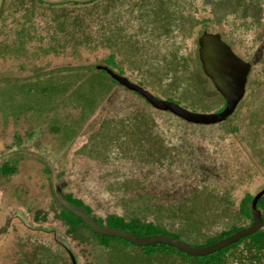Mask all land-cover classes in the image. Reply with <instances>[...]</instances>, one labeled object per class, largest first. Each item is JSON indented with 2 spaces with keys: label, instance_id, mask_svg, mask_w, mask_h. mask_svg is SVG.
Masks as SVG:
<instances>
[{
  "label": "rangeland",
  "instance_id": "obj_1",
  "mask_svg": "<svg viewBox=\"0 0 264 264\" xmlns=\"http://www.w3.org/2000/svg\"><path fill=\"white\" fill-rule=\"evenodd\" d=\"M89 1L0 0V264H70L62 244L76 264H193L66 224L50 183L95 219L139 217L194 247L247 226L240 201L264 188V0ZM204 31L253 64L221 123L158 111L93 68L216 112L223 99L197 58ZM110 54L118 67L102 64ZM244 247L223 264H249Z\"/></svg>",
  "mask_w": 264,
  "mask_h": 264
},
{
  "label": "water",
  "instance_id": "obj_2",
  "mask_svg": "<svg viewBox=\"0 0 264 264\" xmlns=\"http://www.w3.org/2000/svg\"><path fill=\"white\" fill-rule=\"evenodd\" d=\"M198 60L203 75L211 82L215 91L222 97L224 107L219 112L197 113L187 110L180 105L159 99L147 90L129 81L126 77L118 75L105 66H97V70L106 73L118 85L126 90L134 92L143 98L152 108L171 113L177 118L195 125H215L223 122L231 116L236 109L238 103L245 94V86L247 76L250 72V63L238 57L230 48V46L221 39L219 34L203 32L197 38ZM52 192L59 206L67 211L70 215L79 219L91 233L105 238H117L128 242L134 247H147L156 245H166L176 249L178 252L190 256H207L231 244H236L240 239L251 236L256 232L264 229V221L262 213L257 208L258 200L264 195V188L258 191L251 200L250 215L251 224L243 227L229 236H226L209 245L194 247L187 242L165 235L136 236L129 231L109 227L99 224L96 219L88 214L84 209L71 204L65 197L60 187H54L52 184ZM70 264H76V260L72 252L68 251Z\"/></svg>",
  "mask_w": 264,
  "mask_h": 264
},
{
  "label": "trees",
  "instance_id": "obj_3",
  "mask_svg": "<svg viewBox=\"0 0 264 264\" xmlns=\"http://www.w3.org/2000/svg\"><path fill=\"white\" fill-rule=\"evenodd\" d=\"M95 1L96 0H91L88 3L94 4ZM107 61L109 62V64L114 65V67H117V63L115 62V57L113 55H109L104 60V62H106V63H107ZM109 79L113 83H115L110 77H109ZM223 107H224V105H222V107L219 108L218 111H221ZM65 197L71 204L84 209L88 214L92 213V210L90 209V207L85 205L81 200L75 199L69 194H65ZM252 198H253V196L251 194H245V196L240 201L239 211L243 216H245L248 219V221H249L248 225L251 224L250 203H251ZM58 206H59V204H58ZM257 208L261 211L262 219L264 221V195L258 200ZM61 211H63L64 213H66L68 216H70L72 218L71 221H67V220L63 219V221L66 224H68V225L69 224L70 225L79 224V225H82L84 228H86L85 225L79 219L70 215L67 211H65L62 208H61ZM99 220L104 221L106 226L120 228V229L129 231L133 235L140 236V237L150 236V235H165V236H169V237L179 239V237H178L179 233L167 230L164 227H162L158 224H155L153 222L144 221L143 219H141L139 217H132L129 219H125V218L120 217V216L115 215V214H109L104 219L99 218ZM99 220H98V218H96V221L102 225V223L99 222ZM247 226H245V227H247ZM243 227L244 226L238 227V226L233 225V226L229 227L228 229L223 230L220 233L216 234L215 236H211V237L206 238L205 243L201 246H205V245H209L211 243H214V242H216V241H218V240H220L226 236L231 235L232 233H234L235 231H237ZM87 230L90 231L89 229H87ZM92 235L97 237L98 239H100L102 242H104L106 244L110 243L111 241H117L120 244L132 246L128 242H125L121 239L99 237L93 233H92ZM241 244H244V246H245L244 248H245L246 252L250 255L249 264H255L256 262H257V264H264V263L258 262V261H260L261 257H264V229L256 232L255 234H253L251 236L240 239L239 242L236 244H231V245L227 246L226 248L221 249L220 251L215 252V253L210 254V255H207V256L190 257V256L184 255V254L178 252L176 249L169 247V246H166V245H156L153 247L147 246V247H141V249L144 251V254L147 257H154L155 255H161L164 257L179 256L185 263L191 262L193 264H223L224 261L229 257V255H232V252H234Z\"/></svg>",
  "mask_w": 264,
  "mask_h": 264
},
{
  "label": "flooded vegetation",
  "instance_id": "obj_4",
  "mask_svg": "<svg viewBox=\"0 0 264 264\" xmlns=\"http://www.w3.org/2000/svg\"><path fill=\"white\" fill-rule=\"evenodd\" d=\"M204 32H206V31H204ZM203 33V32H202ZM208 33H213V34H216V33H214V32H208ZM217 34H219V33H217ZM201 35V34H200ZM199 35V36H200ZM220 35V34H219ZM221 36V35H220ZM221 39H222V37H221ZM223 40V39H222ZM224 41V40H223ZM225 42V41H224ZM231 48V47H230ZM232 49V48H231ZM197 50H198V46H197ZM233 51V50H232ZM234 52V51H233ZM110 55H113V54H110ZM109 56V55H108ZM107 56V57H108ZM114 56V55H113ZM106 57V58H107ZM105 58V59H106ZM197 58H198V51H197ZM105 59H103V61H102V64H103V62H104V60ZM198 62H199V60H198ZM246 62H248V61H246ZM200 64V63H199ZM251 65V64H250ZM97 66H104V65H96V66H94L93 68L94 69H96V67ZM118 67V66H117ZM253 67V64L251 65V68ZM108 68V67H107ZM201 68V67H200ZM109 69H111V68H109ZM118 69L120 70V73H122L123 74V72H122V70L118 67ZM113 72H115V73H117L118 75H121L120 73H118V72H116L115 70H113V69H111ZM251 70V69H250ZM101 71V70H100ZM202 71V70H201ZM101 72H103V71H101ZM108 76V75H107ZM109 77V76H108ZM248 77V76H247ZM114 81V80H113ZM115 82V81H114ZM116 83V82H115ZM117 84V83H116ZM120 86V85H119ZM139 86V85H138ZM122 87V86H121ZM124 88V87H123ZM125 89V88H124ZM144 89V88H143ZM146 90V89H145ZM131 92V91H130ZM134 93V92H133ZM135 94V93H134ZM137 95V94H136ZM152 95H154V94H152ZM155 96V95H154ZM140 97V96H139ZM156 97V96H155ZM141 98V97H140ZM143 99V98H142ZM164 100H168V101H172V102H174V103H176L173 99H171V98H165ZM145 101V100H144ZM146 102V101H145ZM147 103V102H146ZM148 104V103H147ZM177 104V103H176ZM149 105V104H148ZM223 105H224V101H223ZM216 112H219V111H216ZM1 155L2 154H0V157H1ZM5 155V154H4ZM56 160V159H55ZM41 162L42 163H44V160L43 159H41ZM56 163H57V160H56ZM45 164H47L46 162H45ZM49 167V166H48ZM50 168H51V170H55L56 169V167H55V164H53L52 166H50ZM48 170V169H47ZM50 170V171H51ZM52 180L54 179V176H52V178H51ZM51 184V187H52V184H53V186H54V180H53V183L51 182L50 183ZM55 187V186H54ZM56 187H58V186H56ZM62 190V189H61ZM63 192V191H62ZM53 193V192H52ZM64 195H65V193H64ZM54 196V195H53ZM93 216V215H92ZM5 221H6V217H5V219H4ZM0 231L2 232L3 231V229L1 228V226H0ZM52 232H53V230H51ZM49 232V231H48ZM62 246L65 248V250H66V252H67V254H68V251H70V249H69V247L68 246H66V245H63L62 244ZM71 252V251H70ZM73 254V253H72Z\"/></svg>",
  "mask_w": 264,
  "mask_h": 264
}]
</instances>
